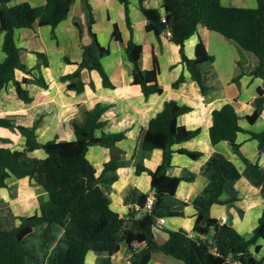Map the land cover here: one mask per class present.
<instances>
[{
  "label": "crops",
  "instance_id": "crops-1",
  "mask_svg": "<svg viewBox=\"0 0 264 264\" xmlns=\"http://www.w3.org/2000/svg\"><path fill=\"white\" fill-rule=\"evenodd\" d=\"M21 1L33 6L45 2L10 0L9 4ZM87 1L93 18L89 27V12L84 1L73 0L67 16L55 26L54 37L50 26L39 19L31 27L15 29V42L25 65V70L15 69V78L21 80L41 76L47 86L40 87L29 82L25 86L31 100L23 102L17 96L12 81H8L0 88V117L24 126L36 123L35 134L39 142L65 141L75 138L72 124L82 125L86 111L95 105L104 107L100 114L102 125L94 131V135L122 132L124 136L115 143L112 151L107 146L89 145L85 156L96 175L101 177V186L110 198V208L121 217H126L142 195L153 192L149 171L154 170L162 159L161 149L146 150L141 147L149 120L162 109L165 101L173 100L187 106L189 109L178 115L177 123L189 129L198 128L199 132L171 146L173 151L166 173L188 179L179 182L174 194L164 196L168 209L179 214L164 216L162 224L155 221L152 226L154 239L163 242L168 238L169 230L182 229L192 234L198 209L215 190L213 160L224 182L218 196L221 202L209 206V215L232 226L244 238H249L264 210V174L251 173L244 160L256 163L264 170V144L259 147L258 140L250 135V132L264 129V99L255 120L249 122L247 116L256 108L258 89L264 92V66L253 74L259 62L254 53L245 50L233 39L199 24L197 30L185 39L183 48L189 58L212 56L210 61L200 66L205 86L202 91L181 63L178 46L169 39L168 30H162L157 35L146 29V19L138 7V0H128L130 29L126 24L124 7L118 0ZM220 2L225 6H256V0ZM143 5L155 7L163 13L161 0H144ZM76 23L80 24V29ZM113 24L120 32L119 40L112 35ZM89 30L97 39L98 45L92 48L95 54L99 52V47L108 48V53L100 61L113 86H103L95 70L82 68L79 76L83 90L78 92L75 88H67V81L60 78L76 69L83 45L90 42ZM129 38L142 46L138 61L140 68H150L153 58H156L159 64L157 79L162 87L160 93L144 97L139 86L131 84L132 64L125 52ZM1 44L0 33V62L5 56ZM37 50L47 56V65L35 67ZM65 58L71 62H66ZM180 75V81L173 85ZM90 81L94 84L93 88L89 85ZM226 103L233 106L237 123L242 128L235 138L238 153L226 140L212 143L209 137L212 110ZM26 140L27 137L15 128L0 126V148L21 149ZM177 148L199 151L200 155L193 159L178 152ZM44 155L42 149H34L26 151L21 158L30 160ZM111 159L116 161L115 168L104 169V163ZM137 165L144 168L137 172ZM230 197L234 199L227 201ZM46 198V192L33 179L27 176L10 178L7 185L0 188V228L17 226L20 217L36 212L39 200ZM21 242L28 252L24 264H50L67 247L63 227L43 221L33 223L30 231L21 237ZM257 244L256 250L251 246L252 255L264 263V240L259 239ZM130 255L127 244L121 242L118 250L111 255L105 251H88L83 264H106L107 260L120 264L127 262ZM148 264L183 262L162 251H154Z\"/></svg>",
  "mask_w": 264,
  "mask_h": 264
},
{
  "label": "trees",
  "instance_id": "trees-1",
  "mask_svg": "<svg viewBox=\"0 0 264 264\" xmlns=\"http://www.w3.org/2000/svg\"><path fill=\"white\" fill-rule=\"evenodd\" d=\"M10 0H0V33L1 48L4 59L0 62V88L12 81L17 96L23 102H29L31 96L26 84L35 83L46 87L41 76L18 80L14 76L15 69L25 70L19 56V47L14 38L15 29L31 27L36 19L48 24L52 37L55 26L63 20L73 0H45L41 5L33 6L27 1L9 4ZM89 12L88 27L93 18L90 5L83 0ZM124 7L125 20L130 29L128 18V0H118ZM144 0H138V7L146 19V29L159 34L167 29L169 39L177 44L179 57L190 76L197 82L201 90H205L202 82L200 66L212 59L210 55L189 58L184 52V41L197 30L199 24L214 30L223 36L233 39L242 48L254 53L259 62L253 74L264 66V0H256L255 7H238L222 5L220 0H161L163 13L155 7H146ZM80 29V24L76 23ZM112 35L121 39L116 24H113ZM90 42L83 45L81 59L76 62V69L61 76L67 81V88L83 90V82L79 71L82 68L95 70L105 87H112L100 58L108 53V48L99 47L95 54L92 50L98 45L96 36L89 30ZM125 52L132 64L131 84L139 86L144 97L160 93L162 87L158 82L159 64L154 57L150 68L142 69L138 61L142 46L129 38ZM38 68L47 65V56L42 51H35ZM66 62L69 61L65 58ZM28 72V70H27ZM182 75L173 81L176 85ZM93 88L92 81L89 83ZM259 96L254 112L247 116L253 122L259 115L264 92L258 89ZM104 107L95 105L86 111L82 125L72 124L75 138L72 140L39 142L36 139V123L32 126L14 124L9 119L0 117V126L15 128L24 134L27 140L21 149L0 148V188L7 185L10 178L27 176L37 182L46 192L47 198L39 200L38 210L31 215L20 217V223L10 229L0 228V264H24L28 252L21 242V237L30 231L33 223L43 221L56 223L63 227L67 247L50 264H83L88 251H105L109 255L115 253L121 242H125L131 251L129 260L120 264H148L154 251H162L183 264H226V260L236 259L239 264H264L262 259L255 258L251 246L258 249L257 241L264 240V210L249 238H244L232 226L221 223L209 215V206L218 199L224 177L213 160L216 185L214 192L205 199L198 209L197 219L192 234L182 229L169 230L168 238L159 243L154 239L152 226L159 216L179 214L168 209L164 202L166 194L172 195L182 179L188 177L173 176L166 173L170 165L173 149L171 146L181 140L195 136L199 129H189L177 123V117L189 108L179 105L173 100L165 101L162 109L153 116L146 127L141 140V147L149 150L159 148L162 159L154 170L149 171L150 184L154 192V203L151 213H136L131 209L126 217H121L110 208V198L103 190L101 177L96 175L93 165L86 158L87 147L93 144L107 146L111 151L115 143L123 138L122 132L102 133L94 135V131L102 125L100 114ZM212 123L209 137L212 143L226 140L232 150L238 153L236 134L242 128L237 123V114L230 103L212 110ZM38 122V121H37ZM258 140L259 147L264 144V129L250 132ZM42 149L44 157L22 159L26 151ZM178 152L190 158L200 155L199 151L177 148ZM249 171L255 175L264 174L256 163L244 160ZM116 161L111 159L104 163V169H113ZM144 167L137 165L139 172ZM146 195H142L138 203H142ZM230 197L227 201H232ZM165 211H163V209ZM211 233L210 239L207 234ZM203 234V237L201 235ZM106 264H116L110 260ZM230 264V263H227Z\"/></svg>",
  "mask_w": 264,
  "mask_h": 264
},
{
  "label": "built area",
  "instance_id": "built-area-1",
  "mask_svg": "<svg viewBox=\"0 0 264 264\" xmlns=\"http://www.w3.org/2000/svg\"><path fill=\"white\" fill-rule=\"evenodd\" d=\"M168 34H170V32L168 31ZM154 192H151L149 194L146 195V197L144 198L142 203H136L133 206V211L136 213V215H140L141 213H151V210L153 208V203H154ZM164 216H159L156 218V222L159 224L164 223ZM230 263V264H239V261L236 259L230 260L227 259L226 260V264Z\"/></svg>",
  "mask_w": 264,
  "mask_h": 264
},
{
  "label": "rangeland",
  "instance_id": "rangeland-1",
  "mask_svg": "<svg viewBox=\"0 0 264 264\" xmlns=\"http://www.w3.org/2000/svg\"><path fill=\"white\" fill-rule=\"evenodd\" d=\"M207 239H210V235L209 234H207Z\"/></svg>",
  "mask_w": 264,
  "mask_h": 264
},
{
  "label": "water",
  "instance_id": "water-1",
  "mask_svg": "<svg viewBox=\"0 0 264 264\" xmlns=\"http://www.w3.org/2000/svg\"><path fill=\"white\" fill-rule=\"evenodd\" d=\"M201 237H203V234L201 235Z\"/></svg>",
  "mask_w": 264,
  "mask_h": 264
}]
</instances>
